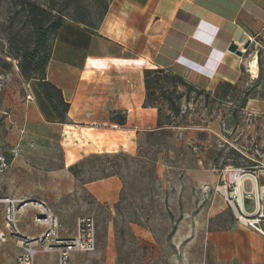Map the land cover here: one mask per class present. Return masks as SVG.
Wrapping results in <instances>:
<instances>
[{
  "label": "crops",
  "instance_id": "crops-1",
  "mask_svg": "<svg viewBox=\"0 0 264 264\" xmlns=\"http://www.w3.org/2000/svg\"><path fill=\"white\" fill-rule=\"evenodd\" d=\"M29 3L47 10L53 0ZM54 6L52 17L60 18V23L49 38L45 78L68 104L66 122L60 123L35 80L26 79L19 67L0 66L5 78L0 91V154L8 163L0 175V196L48 204L60 222V235L71 237L79 217L72 215L74 231L65 235L61 209L83 202V195L111 208L119 202L122 184L115 175L78 182L81 172L74 176L69 168L80 170V163L94 154L135 155L148 144V136L166 131L169 161L178 162L183 171L182 180L170 179L186 196L185 219L196 215L203 227L215 219L223 221L225 209L229 211L224 201L218 196L221 201L211 202L202 188H212L218 181L210 151L220 141L231 144L218 136L214 124L206 135L205 129L187 125L158 127L157 109L145 106L143 72L168 70L207 94L221 85L240 83L243 70L255 81L259 71L253 76L249 61L244 63V57L231 54L228 47L233 43L240 48L249 41L257 46L251 59L259 50L264 56V0H102L96 2L95 25ZM248 104L250 117L264 119V95ZM122 119L124 124L118 125ZM244 190H251L250 182L244 183ZM199 199L200 203L208 199L201 214L195 213ZM252 208L249 202L247 209ZM30 228L20 227L31 237L42 232L35 224ZM33 230L39 232L32 234ZM204 240L218 262L264 264V235L237 223L206 231ZM173 241L181 242V234Z\"/></svg>",
  "mask_w": 264,
  "mask_h": 264
},
{
  "label": "rangeland",
  "instance_id": "rangeland-1",
  "mask_svg": "<svg viewBox=\"0 0 264 264\" xmlns=\"http://www.w3.org/2000/svg\"><path fill=\"white\" fill-rule=\"evenodd\" d=\"M101 1L72 0L70 8H65L67 11L63 9L67 0H53V3L55 10L67 15L80 14L76 19L82 18L84 22L95 25L99 15L96 2ZM25 2L31 0H0L2 69H18L17 55L33 46L34 38L30 35L32 29L26 18ZM240 49L243 52V62L246 63L253 60L250 53L257 46L251 44L249 50H242V47ZM260 58L264 64L261 51ZM255 60L257 62V58ZM249 70L252 74L251 69ZM257 70L259 71L258 63ZM247 72L243 70L240 83L234 86L221 85L208 97L196 96L193 92L187 93L184 89H179L186 94V98L175 101L180 112L177 116H171L170 122L174 126L203 128L206 130L203 135L208 133L209 125L214 124L218 136L222 140L228 139L232 147L226 146L223 141L215 144L209 154L213 167L221 170L227 166L254 165L252 167H256L259 173L258 184L264 186V119L261 115L250 117L248 113L249 100L256 95H264V80H258L257 77L252 81ZM158 104L162 109L161 119L166 122L165 117L169 114L166 105L161 100H158ZM167 134L163 131L148 136V144L135 155L122 152L100 153L91 155L82 162L78 182L115 175L120 179L122 188L119 202L111 208L95 204L83 195V202L72 203L70 210L61 209V230L65 235H71L74 231L72 215H77V218L91 216L96 224L95 251L75 255L72 264H240L235 261L218 262L211 253V245L204 240L206 231H218L236 223L229 211L225 209L223 221L217 222L215 219L207 227H203L198 218L195 219L196 215L192 219H185L188 213L186 196L176 189L177 182L170 179L182 180L183 171L178 162L169 161ZM3 157L7 160L5 154ZM204 194L208 199L211 198V202L214 199L221 201L211 191ZM208 199L203 203H207ZM200 201L202 200L197 201V214L202 212L203 203ZM46 205L55 215L54 210ZM34 214L35 211L31 208L23 210L17 217L19 229L26 225L28 228L33 227ZM3 227V207L0 206V228ZM38 232L34 231L32 234ZM178 233L181 234L182 241L174 243ZM18 253L15 240L8 237L0 247V264H14ZM48 258L40 256L37 263L53 264Z\"/></svg>",
  "mask_w": 264,
  "mask_h": 264
},
{
  "label": "built area",
  "instance_id": "built-area-1",
  "mask_svg": "<svg viewBox=\"0 0 264 264\" xmlns=\"http://www.w3.org/2000/svg\"><path fill=\"white\" fill-rule=\"evenodd\" d=\"M5 78L0 76V91L4 88ZM8 167L5 158L0 154V175ZM259 174L256 167L227 166L218 172V181L212 188L203 186L204 193L212 192L219 196L232 214L235 222L264 235V186L258 185ZM251 184V190H244V183ZM253 202L252 210L247 204ZM3 207V229L0 228V247L10 237L19 249L14 264H38L40 256L53 258V264H72L77 254H87L97 247L96 224L91 216L78 218L75 233L71 237H62L59 233L57 217L50 208L39 200L14 201L0 196ZM27 208L33 209V224L42 228L40 235L31 237L22 233L18 227L17 217ZM53 256V257H51Z\"/></svg>",
  "mask_w": 264,
  "mask_h": 264
},
{
  "label": "trees",
  "instance_id": "trees-1",
  "mask_svg": "<svg viewBox=\"0 0 264 264\" xmlns=\"http://www.w3.org/2000/svg\"><path fill=\"white\" fill-rule=\"evenodd\" d=\"M70 2L71 0H67L64 6L68 5ZM24 5L26 6V18L32 29L30 35L34 40L31 49L17 55L20 72L26 79H33L38 83L44 97L56 112L60 123H65L68 104L63 101L60 91L48 83L45 78V68L50 56L49 38L55 33V30L59 26L60 18L53 19L52 17L51 11L53 10V3L47 10L29 2H25ZM257 63L259 68L258 80H261V78L264 80V64L261 61L260 52H257ZM143 77L146 91L145 106L157 109L158 127L174 126L170 122L171 116H177L180 112L175 101L186 98V94L180 92L179 89H184L187 93L193 92L196 96H209V94L195 89L183 78L168 70H144ZM226 86L230 85L226 84ZM158 100L165 103L166 110L169 113L168 116L165 117L166 122H163L161 119L162 109L160 104H158ZM112 120H116L115 116L112 117ZM117 123L118 125H123L124 119L117 121ZM69 171L72 172L74 176L77 175L78 172H82L81 169L77 172L76 166L69 168ZM110 176H105L103 178Z\"/></svg>",
  "mask_w": 264,
  "mask_h": 264
},
{
  "label": "water",
  "instance_id": "water-1",
  "mask_svg": "<svg viewBox=\"0 0 264 264\" xmlns=\"http://www.w3.org/2000/svg\"><path fill=\"white\" fill-rule=\"evenodd\" d=\"M250 42L246 41L245 44H243L242 46V50H247L249 48ZM228 52H230L231 54H234L237 57H242L243 56V52L241 51V49L239 48V46H237L236 44H230L228 47Z\"/></svg>",
  "mask_w": 264,
  "mask_h": 264
},
{
  "label": "bare ground",
  "instance_id": "bare-ground-1",
  "mask_svg": "<svg viewBox=\"0 0 264 264\" xmlns=\"http://www.w3.org/2000/svg\"><path fill=\"white\" fill-rule=\"evenodd\" d=\"M248 69H251V72L253 76H256V70H257V62L255 59L251 60L249 63H247Z\"/></svg>",
  "mask_w": 264,
  "mask_h": 264
}]
</instances>
